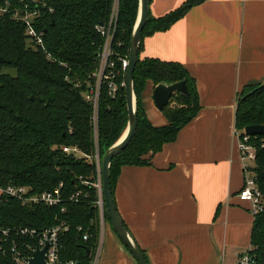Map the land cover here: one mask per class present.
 Segmentation results:
<instances>
[{"label": "trees", "instance_id": "1", "mask_svg": "<svg viewBox=\"0 0 264 264\" xmlns=\"http://www.w3.org/2000/svg\"><path fill=\"white\" fill-rule=\"evenodd\" d=\"M114 0H0L12 13L36 7L35 27L43 33V46L35 47L25 35V25L6 14L0 18V186L25 185L32 193L51 190L61 183L65 211L42 204L22 205L0 195V243L8 255L11 245L19 250L35 244V238L18 234L28 227L43 229L65 220L69 230L61 236L62 255L77 264H89L96 246L99 224L93 205L95 191L84 180H92L94 151L91 107L82 91L97 64L103 37L96 25H107ZM151 0H148V3ZM206 0H184L160 17L148 13L142 30L133 72L137 128L129 144L110 163V187L114 198L122 165H149L162 146L174 141L179 130L200 109L194 78L180 63L140 58L142 40L164 31L191 8ZM10 13V14H11ZM138 14V0H118L112 39L114 54L129 51L130 36ZM49 54L50 57H47ZM120 79V76L118 77ZM185 79L188 96L175 93L161 110L167 123L154 126L145 115L141 92L147 80L154 85ZM127 124L124 89L115 96L107 85L100 93L98 144L100 152L122 135ZM264 124V82L246 85L238 96L234 127ZM255 148L253 176L264 192V137L250 136ZM76 146L80 155L65 154L61 146ZM79 193L76 198L70 199ZM106 220L109 222L107 214ZM80 227V229H78ZM7 229L8 235L1 231ZM88 234L87 240L82 235ZM250 250L255 264H264V211L254 218ZM2 260L0 256V261Z\"/></svg>", "mask_w": 264, "mask_h": 264}, {"label": "crops", "instance_id": "2", "mask_svg": "<svg viewBox=\"0 0 264 264\" xmlns=\"http://www.w3.org/2000/svg\"><path fill=\"white\" fill-rule=\"evenodd\" d=\"M184 0H151L160 17ZM140 58L182 64L194 78L200 109L149 165H122L116 209L149 264H237L254 221L238 192L243 163L234 134L238 96L264 82V0H206L164 31L142 40ZM141 92L154 126L167 123ZM97 264H138L107 221Z\"/></svg>", "mask_w": 264, "mask_h": 264}, {"label": "built area", "instance_id": "3", "mask_svg": "<svg viewBox=\"0 0 264 264\" xmlns=\"http://www.w3.org/2000/svg\"><path fill=\"white\" fill-rule=\"evenodd\" d=\"M33 2L37 0H32ZM8 4L0 6V18L6 14L11 15L15 19H19L25 25V35L27 39L35 46L40 47L44 52L43 33L39 31L34 21L38 16L37 9L24 10L22 13L17 11L10 12ZM118 0L113 1L110 19L107 25H96L95 30L103 37V43L97 54V64L95 69L89 75V80L86 81L82 91L83 99L91 107V125L93 131V145L94 151L90 156L94 166V175L92 180H84L83 183L91 186L95 191V199L93 205L97 209V217L99 224V231L96 246L93 251V264H97L101 251V237L103 228L107 222L105 213L106 206L103 197L102 177H101V163L103 154L100 152L98 144V109L101 88L107 85L109 94L115 96L120 88L125 87V72L129 63V51L123 55L114 54L111 44L116 27ZM11 13V14H10ZM47 57H50L47 54ZM120 76V79L118 77ZM234 134L238 139V146L241 152V160L244 170V181L241 189L238 192L240 201L248 203L250 213L255 216L264 211V192L257 185L254 176L249 174V167L255 159V148L250 143V135L245 134L244 130L234 128ZM264 145V143H263ZM61 150L65 154L80 155V151L76 146H61ZM59 186L44 190L37 193H32L30 188L25 185L0 186V195L12 197L21 202L22 205L42 204L47 207H60V211L64 212L65 207L63 194ZM79 193L73 195L70 199L76 198ZM80 229V227H78ZM69 230V225L65 220H58L56 224L51 227L43 229L24 227L18 229L20 235H27L35 238V244H27L26 248L19 250L14 244L11 245L9 253V262H6L8 255L5 253L2 244L0 243V256L2 260L0 264H27L29 258L32 256L36 248H43L46 246L44 258L46 264H77L73 259H68L62 255L61 236ZM3 236L8 235V230L1 231ZM88 234L83 232L82 240H87ZM251 246L245 251L237 255V264H255L254 257L249 252Z\"/></svg>", "mask_w": 264, "mask_h": 264}, {"label": "water", "instance_id": "4", "mask_svg": "<svg viewBox=\"0 0 264 264\" xmlns=\"http://www.w3.org/2000/svg\"><path fill=\"white\" fill-rule=\"evenodd\" d=\"M148 0H138V14L135 25L130 36L129 63L125 72V102L127 108V124L122 135L105 149L101 163V177L103 197L106 206V214L110 226L116 233L121 243L129 250L138 264H149L142 250L132 238L128 229L124 225L116 209L110 187V163L112 158L118 155L133 138L137 128V107L134 95L133 72L137 60L139 44L142 30L146 24L149 12ZM179 93L188 96L186 80L182 79L172 83L159 82L153 88L152 98L158 110H162L168 103L173 94ZM244 132L250 136L260 135L264 137V124H251L244 128ZM46 246L36 248L27 264H46L44 253Z\"/></svg>", "mask_w": 264, "mask_h": 264}, {"label": "rangeland", "instance_id": "5", "mask_svg": "<svg viewBox=\"0 0 264 264\" xmlns=\"http://www.w3.org/2000/svg\"><path fill=\"white\" fill-rule=\"evenodd\" d=\"M123 132H124V131H123ZM251 164H252V163H251ZM248 173L251 174V175H253L252 165H250ZM93 258H94V257H93V254H91V257H90V260H89V264H93V261H94Z\"/></svg>", "mask_w": 264, "mask_h": 264}]
</instances>
